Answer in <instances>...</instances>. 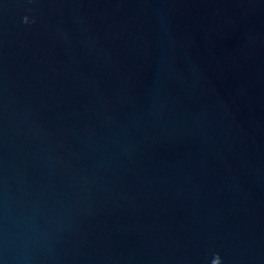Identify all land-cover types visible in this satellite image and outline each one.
I'll list each match as a JSON object with an SVG mask.
<instances>
[{
    "label": "water",
    "instance_id": "obj_1",
    "mask_svg": "<svg viewBox=\"0 0 264 264\" xmlns=\"http://www.w3.org/2000/svg\"><path fill=\"white\" fill-rule=\"evenodd\" d=\"M217 255L264 264V0H0V264Z\"/></svg>",
    "mask_w": 264,
    "mask_h": 264
},
{
    "label": "clouds",
    "instance_id": "obj_2",
    "mask_svg": "<svg viewBox=\"0 0 264 264\" xmlns=\"http://www.w3.org/2000/svg\"><path fill=\"white\" fill-rule=\"evenodd\" d=\"M27 21V18H25ZM213 264H222V260L221 257L219 255H217L216 259L214 260Z\"/></svg>",
    "mask_w": 264,
    "mask_h": 264
}]
</instances>
